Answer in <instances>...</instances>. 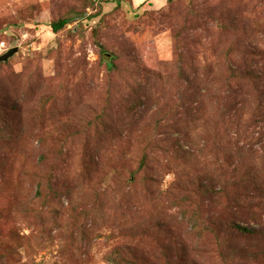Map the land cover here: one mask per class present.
<instances>
[{"label":"rangeland","instance_id":"374dc122","mask_svg":"<svg viewBox=\"0 0 264 264\" xmlns=\"http://www.w3.org/2000/svg\"><path fill=\"white\" fill-rule=\"evenodd\" d=\"M13 47L0 264H264V0H0Z\"/></svg>","mask_w":264,"mask_h":264},{"label":"trees","instance_id":"16d2710c","mask_svg":"<svg viewBox=\"0 0 264 264\" xmlns=\"http://www.w3.org/2000/svg\"><path fill=\"white\" fill-rule=\"evenodd\" d=\"M72 20V18L70 17H66V18H60L59 20L55 21L52 23V29L53 31L57 32L59 30H61L62 28L65 27V25H67L70 21ZM109 65L112 66V64L109 62ZM251 80V79H250ZM143 161V160H142ZM239 225V224H238ZM238 229H240V231L243 232H250L251 230L247 227H243L241 225H239L237 227Z\"/></svg>","mask_w":264,"mask_h":264},{"label":"water","instance_id":"95a60500","mask_svg":"<svg viewBox=\"0 0 264 264\" xmlns=\"http://www.w3.org/2000/svg\"><path fill=\"white\" fill-rule=\"evenodd\" d=\"M18 50H19L18 47H13V48H11L9 51H7L6 53H4V54L0 57V60H7L10 56H12L13 54H15Z\"/></svg>","mask_w":264,"mask_h":264}]
</instances>
